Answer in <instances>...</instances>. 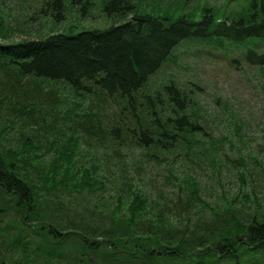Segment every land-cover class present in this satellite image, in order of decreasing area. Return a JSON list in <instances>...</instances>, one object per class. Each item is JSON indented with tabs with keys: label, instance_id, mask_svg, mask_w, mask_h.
I'll return each instance as SVG.
<instances>
[{
	"label": "trees",
	"instance_id": "16d2710c",
	"mask_svg": "<svg viewBox=\"0 0 264 264\" xmlns=\"http://www.w3.org/2000/svg\"><path fill=\"white\" fill-rule=\"evenodd\" d=\"M242 1L245 13L223 14L216 21L218 13L208 7L194 19L182 10L176 16L152 15L139 11L132 0H106L102 11L112 23L103 29L0 43V81H7L6 93L17 97L14 103L25 106L28 117L42 118L46 110L79 126L67 141L55 139L42 148L13 145L0 135V200H14L15 217H25L26 227L38 234L37 240L20 244L39 257L43 254L41 260L50 264H264V210L259 213V198L250 199L244 184L235 198L222 191L208 202L199 180L187 174L184 194L158 202L134 195L135 183L123 177V190H113L111 200L100 196L102 209L97 200L78 210V205L66 206L60 196L66 187L92 196L118 180V175H103L96 163L73 165L77 155L100 160L99 147L107 153L103 142L94 147L95 154L81 149L79 142L86 135L129 136L134 149L157 158L158 153H181L179 148L188 152L197 136L206 135L192 108L201 87H178L169 78L152 91L150 78L185 39L233 50L241 46L245 60L264 65V50L259 51L264 47V0ZM185 3L180 0L178 5ZM85 4L79 6L83 11L89 1ZM39 13L60 22L65 18L64 0H44ZM64 91L80 101L60 99L52 106L42 102ZM114 150L106 154L109 159ZM251 200L253 210L248 213ZM204 206L207 213H199ZM3 210L0 207V217ZM18 233L25 234L21 229ZM0 264H6L2 256Z\"/></svg>",
	"mask_w": 264,
	"mask_h": 264
},
{
	"label": "rangeland",
	"instance_id": "374dc122",
	"mask_svg": "<svg viewBox=\"0 0 264 264\" xmlns=\"http://www.w3.org/2000/svg\"><path fill=\"white\" fill-rule=\"evenodd\" d=\"M43 1L0 0V20L3 22L0 43L26 38L35 39L53 32L75 33L87 29H103L112 23L111 18L102 11L106 0H88L89 7L85 11L79 6H85L87 0H78L80 3L64 0L65 18L57 23H53L50 18L39 13ZM132 1L137 9L144 13L176 16L182 10L194 19L200 15V9L207 7L214 13L223 12L224 16L238 11L242 14L247 9L242 0H185L186 3L182 8L178 5L180 0ZM182 42L176 47L173 57L151 76L149 87L155 91L169 78L175 81L178 87H183L187 83L198 84L201 89L194 100L193 115L201 122L199 124L204 128L206 135L197 136L198 141L192 142V148L188 152L179 148L181 153H163V156L158 153L159 158L134 149L133 141L129 136L106 134L99 139L93 135H86L79 142L81 149H89L95 154L94 147L100 146L103 142L107 153L99 147L96 155L100 160L93 156L87 158L77 155V162L73 165L79 168L80 164L96 163L103 175L111 174L119 177L116 182L110 183L104 192L91 193L92 196H97L94 200L92 196L86 195L87 193L85 195L78 191L71 193L70 188L66 187V191L60 194L66 206L78 205L77 209L80 210L87 201H90L89 204L92 206L98 200V209H102L100 206L104 205L100 196L104 194L111 200L110 193L113 190H123L119 183L123 177L127 179V183L129 181L135 183L131 188L134 195L145 194L149 200L158 202L166 197L176 199L177 192L181 191L184 194L181 188L185 187L187 174H190L199 180L201 195L208 202L217 200L222 191L228 197L235 198L240 184H244L250 199H255L253 198L255 195L259 198L255 204L258 205L257 210H261L259 213H262L264 210L261 209L264 204V65L258 66L243 59L241 52H237L238 61H230L221 47L211 42H199L194 39H185ZM223 48L228 52L226 46ZM263 49L264 47L260 46L259 51ZM13 96L15 95L9 96L0 92L2 119H5L0 124V129L3 128L2 132L9 135L10 138L6 140L13 145L31 143L42 148L41 145L48 146V142H53L55 139L57 142L67 141L72 130L79 128L77 124L62 122L46 110H43L42 118L39 115H36V118L28 117L23 110L25 106L15 104L13 98L17 97ZM44 98L42 102L46 106L55 105L60 99L63 101L80 99H76L68 91L61 92L54 99L48 95ZM83 99V103L87 104V99L85 97ZM44 118L46 120H43ZM117 147L121 152H116ZM113 150L115 156L109 159L106 154ZM241 172L243 177L237 178ZM64 179L68 183L70 177ZM111 185L115 187L112 188ZM1 201L3 200H0V207L4 209L1 213L3 220L1 226H7L17 213L13 206L15 203L10 198L4 200L5 202ZM250 205L248 213L253 210L252 200ZM197 211L206 214L208 209L204 206ZM2 233L5 234V241L11 242V239L14 241V238H18L16 236L18 231L14 228L4 230ZM5 241L0 245V256L5 257L9 264H50L35 255L32 248H29L30 251H27L25 257L19 251L7 250L8 245H5Z\"/></svg>",
	"mask_w": 264,
	"mask_h": 264
},
{
	"label": "bare ground",
	"instance_id": "6f19581e",
	"mask_svg": "<svg viewBox=\"0 0 264 264\" xmlns=\"http://www.w3.org/2000/svg\"><path fill=\"white\" fill-rule=\"evenodd\" d=\"M7 85H8L7 81H0V92L4 95H5L7 87H8ZM59 95H60V93H59ZM0 117H1V119H0V124H1L5 121V119H2V106L1 105H0ZM0 128H1V125H0ZM2 131H3V128L0 129V135L2 136L4 141H7L6 139H9L10 137H9V135L3 133ZM25 219H26L25 217L21 218V216H19V218H16L13 216L11 221L15 222L14 224H12V222H11L7 226L6 225L1 226V225H3L2 224L3 220L0 217V229L2 231H4V230L8 231V230L14 228V230H16V231L21 229L25 233V234H19V233L16 234V236L18 238H14V241H13V239H11L10 240L11 242H9V241H5V238H4L5 234H3L2 231H0V245H1V243H3L5 241V245H8L7 250L12 249L13 251H19L20 253H23V257H25L27 251H30V250L26 245L20 244V241L27 243L30 239H34V238L38 237V234L36 232H34V231L30 230V228L26 227L29 224V222H27V220H25ZM16 223H18V224H16ZM25 223H26V225H24ZM17 239H19L18 242H17ZM8 242H9V244H8ZM0 253H1V247H0ZM42 256H43V254L40 257H42ZM3 258L5 259V257H3ZM4 261L6 264H9L6 259Z\"/></svg>",
	"mask_w": 264,
	"mask_h": 264
}]
</instances>
